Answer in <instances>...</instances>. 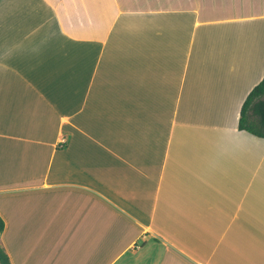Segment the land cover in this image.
<instances>
[{
    "label": "crops",
    "instance_id": "obj_1",
    "mask_svg": "<svg viewBox=\"0 0 264 264\" xmlns=\"http://www.w3.org/2000/svg\"><path fill=\"white\" fill-rule=\"evenodd\" d=\"M264 0H0V242L12 264H264Z\"/></svg>",
    "mask_w": 264,
    "mask_h": 264
},
{
    "label": "trees",
    "instance_id": "obj_2",
    "mask_svg": "<svg viewBox=\"0 0 264 264\" xmlns=\"http://www.w3.org/2000/svg\"><path fill=\"white\" fill-rule=\"evenodd\" d=\"M249 111L252 113L250 114ZM239 128L264 137V78L248 94L239 120ZM5 228V221L0 215V234ZM0 264H12L10 257L0 242Z\"/></svg>",
    "mask_w": 264,
    "mask_h": 264
},
{
    "label": "rangeland",
    "instance_id": "obj_3",
    "mask_svg": "<svg viewBox=\"0 0 264 264\" xmlns=\"http://www.w3.org/2000/svg\"><path fill=\"white\" fill-rule=\"evenodd\" d=\"M249 113L251 114L252 112H251V111H249Z\"/></svg>",
    "mask_w": 264,
    "mask_h": 264
}]
</instances>
